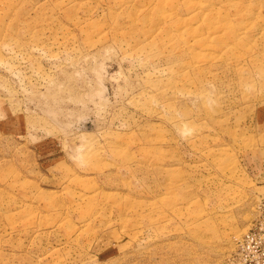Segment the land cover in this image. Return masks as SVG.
<instances>
[{
	"label": "rangeland",
	"instance_id": "obj_1",
	"mask_svg": "<svg viewBox=\"0 0 264 264\" xmlns=\"http://www.w3.org/2000/svg\"><path fill=\"white\" fill-rule=\"evenodd\" d=\"M0 264H264V0H0Z\"/></svg>",
	"mask_w": 264,
	"mask_h": 264
}]
</instances>
